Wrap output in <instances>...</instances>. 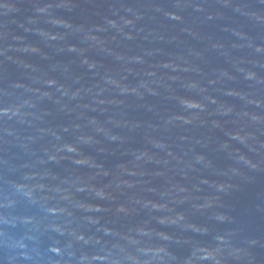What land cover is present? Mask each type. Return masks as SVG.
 Segmentation results:
<instances>
[{
    "label": "water",
    "instance_id": "1",
    "mask_svg": "<svg viewBox=\"0 0 264 264\" xmlns=\"http://www.w3.org/2000/svg\"><path fill=\"white\" fill-rule=\"evenodd\" d=\"M0 264H264V0H0Z\"/></svg>",
    "mask_w": 264,
    "mask_h": 264
},
{
    "label": "clouds",
    "instance_id": "2",
    "mask_svg": "<svg viewBox=\"0 0 264 264\" xmlns=\"http://www.w3.org/2000/svg\"><path fill=\"white\" fill-rule=\"evenodd\" d=\"M183 103H184V101H183ZM188 106H189V107H197V106H199V105L188 104ZM72 150H73L72 148H69V151H72Z\"/></svg>",
    "mask_w": 264,
    "mask_h": 264
}]
</instances>
